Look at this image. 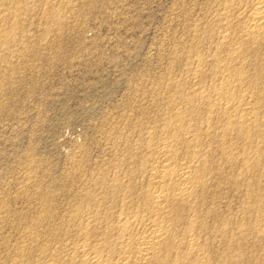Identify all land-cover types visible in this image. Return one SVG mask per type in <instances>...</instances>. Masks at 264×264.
<instances>
[{
    "label": "bare ground",
    "instance_id": "6f19581e",
    "mask_svg": "<svg viewBox=\"0 0 264 264\" xmlns=\"http://www.w3.org/2000/svg\"><path fill=\"white\" fill-rule=\"evenodd\" d=\"M217 1L201 28L194 20L186 48L171 54L175 69L186 70L165 81L171 89L157 94V112L129 121L131 129L123 125V152L115 153L123 169L114 163L107 164L110 173L96 169L63 213L39 192L37 213L29 220L23 211L25 218L18 216L27 222H19V239L11 241L10 264H264V0ZM28 3L0 0V119L14 118L10 96L27 57L44 58L45 50L29 40L32 29L43 41L51 22L60 21L57 10ZM21 179L26 187L29 179ZM226 183L240 197L238 218L215 209Z\"/></svg>",
    "mask_w": 264,
    "mask_h": 264
},
{
    "label": "rangeland",
    "instance_id": "374dc122",
    "mask_svg": "<svg viewBox=\"0 0 264 264\" xmlns=\"http://www.w3.org/2000/svg\"><path fill=\"white\" fill-rule=\"evenodd\" d=\"M28 1L29 5L32 3V9L41 7L42 4L47 11L57 10L60 21L53 23L48 19V23L49 21L52 23H49L52 30L44 35L43 41H39L41 38L38 37L36 30L32 29L37 37L32 34L29 40L35 41L36 48L38 46L40 50H45L42 51L44 58L41 61L36 59L35 55L25 58L28 69L26 66L20 69L22 71H19L22 73L19 75L20 83H16V87L19 85L18 89L15 87L17 90L15 95L13 94L14 97L10 96L16 101L14 118L7 119L5 116L6 120L3 114L1 119L4 122L2 123L0 119L2 123L0 124V202H3V205L0 203V209H4V211L0 210V217L3 216V219L0 218V223H7H3L7 227L0 225L2 229L0 232H4H1L2 235L0 233L2 237L0 241L3 236L5 238L2 240L5 242L1 241L3 245L0 242L2 246L0 264H10V258L13 257L11 241L15 242L19 239L18 229L23 226L20 225L27 222L30 215L33 217L37 213L38 210L35 208L39 209L38 205L41 204V202L35 203L40 198L39 192L51 196L50 199L54 201L52 203L55 207L64 206L67 209L70 206L66 207V204L70 205L75 200L73 196L77 195L83 185L87 186L90 183L89 178L92 179L99 173L96 171L103 168L107 170L109 164L113 163L122 166L123 169V160L119 159L118 155L123 152V125L127 124L126 130L131 129H127L128 124L143 118L141 116H144V113L148 116L150 113L152 116L157 112L160 105L158 95H165L171 89L169 83L165 81H170L186 70L182 68L183 70L178 72L180 68L175 69L177 67L171 64L170 58L179 54L183 45L186 48L185 40L190 37L194 26L200 22L197 26L201 28L218 4L217 0V2L214 0H43L42 3L36 0ZM32 1L37 2V5ZM48 15L46 12V20L50 18ZM33 20L35 24L36 19ZM133 114H138L135 115L134 120H132ZM108 131L111 132L108 134ZM112 136L114 138L116 136L115 139L119 141L115 145H112L114 144ZM110 170L107 171L110 173ZM22 176L29 179L26 187L22 186L26 185L24 184L26 181H21ZM32 177L34 180L30 179ZM226 184L225 186L223 184L225 189L220 186L219 192L221 191L224 198L219 196L215 209L223 211H217L219 214L224 213L223 215L227 217L238 218L235 213H238L236 209L240 204V197L238 198L237 192L230 190V185L226 186ZM20 191L27 192L21 194ZM232 191L239 203L233 198ZM69 197L70 199H67ZM225 198L229 200L226 201ZM67 200L71 203L65 204ZM5 201L8 204L6 206ZM224 202L229 203L224 204ZM34 204L37 206L35 207ZM225 205H229L228 207L232 205V208L229 210L228 207H223ZM6 207L10 209L7 210ZM63 208L58 212H65ZM225 208H228V211L223 210ZM232 210L234 213H231ZM7 211L9 215L5 214L4 217L3 214ZM12 211L16 214H12ZM22 211L27 217L25 221L21 219L24 217ZM20 221L24 223L19 224ZM14 224H19L18 228ZM10 225L13 230L15 229L14 231ZM9 236L10 239L13 238L10 240ZM14 237L18 239L15 240ZM252 249L253 252L251 250L250 254L259 253L257 248L252 247ZM4 252L9 257L6 253L4 255ZM249 264L256 263L251 261Z\"/></svg>",
    "mask_w": 264,
    "mask_h": 264
}]
</instances>
